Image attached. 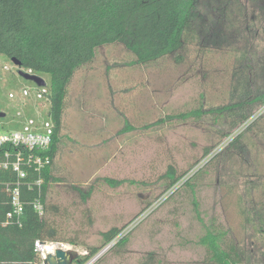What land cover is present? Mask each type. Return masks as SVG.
Returning a JSON list of instances; mask_svg holds the SVG:
<instances>
[{
  "label": "rangeland",
  "instance_id": "1",
  "mask_svg": "<svg viewBox=\"0 0 264 264\" xmlns=\"http://www.w3.org/2000/svg\"><path fill=\"white\" fill-rule=\"evenodd\" d=\"M249 12L260 32V66L264 20ZM237 56L232 49L204 48L189 33L179 51L147 64H132L134 55L121 44L99 46L75 71L53 165L57 181L46 201L58 232L54 242L81 253L71 264L93 248L98 254L84 264H140L150 255L152 264H201L203 226L193 196L205 223L222 225L251 250L249 264H264V233L242 215L250 200L264 207V135L248 132L241 157L223 152L229 128L209 112L228 100ZM17 70L0 54V133L14 127L13 114L36 112L32 94L19 103L20 88L32 93L35 84ZM31 72L49 86V74ZM170 168L191 176L176 194L166 191ZM111 227L125 228L124 245L104 246L102 233Z\"/></svg>",
  "mask_w": 264,
  "mask_h": 264
},
{
  "label": "trees",
  "instance_id": "2",
  "mask_svg": "<svg viewBox=\"0 0 264 264\" xmlns=\"http://www.w3.org/2000/svg\"><path fill=\"white\" fill-rule=\"evenodd\" d=\"M249 7L264 20V0H0V54L17 60L24 69L49 74V117L54 125L50 146L36 152L49 162L40 173L30 170L21 187V224L0 225V264H43L35 241H59L46 201L50 185L57 181L53 165L62 142L67 87L75 71L93 60L99 46L121 44L134 55L132 64H147L179 51L189 33L204 48L236 51L228 100L209 112L229 128L223 152L241 157L248 132L263 137L264 112L253 114L264 105V49L256 66L260 32ZM186 175L170 168L166 191L181 192L191 178ZM244 185L243 191L249 194L252 187ZM190 189L194 194L193 185ZM34 200L42 205V216L34 210ZM6 201L0 186V220L10 208ZM193 203L203 226L197 240L204 247L201 264H249L251 250L231 238L222 225L205 223L194 196ZM242 215L264 233V207L250 200ZM123 229L111 227L103 232L104 246L124 245L127 233L120 234ZM99 250L93 248L78 264L91 260ZM153 262L150 255L140 264Z\"/></svg>",
  "mask_w": 264,
  "mask_h": 264
},
{
  "label": "built area",
  "instance_id": "3",
  "mask_svg": "<svg viewBox=\"0 0 264 264\" xmlns=\"http://www.w3.org/2000/svg\"><path fill=\"white\" fill-rule=\"evenodd\" d=\"M31 72L30 69H26ZM49 86L35 84L32 93L28 88H20L18 96L21 97V104L25 105L27 97L30 94L36 99V112L33 115L26 116L22 112L13 114L14 118L11 123L14 124L12 129L0 133V186H2L6 196L9 210L0 220V225L21 224L24 204L21 198V187L25 184L30 170L40 173L44 164L49 162L47 157L42 160L36 152L46 150L51 142L54 132V125L49 117ZM9 98H15L13 93H9ZM45 108L46 111L41 113ZM264 112V105L261 106L256 115ZM40 181H34L39 183ZM28 184V183H27ZM33 208L39 216L44 214L40 202L34 200ZM35 250L41 260H44L49 253H54L59 246L53 241L41 242L36 240ZM48 247H51L49 250ZM51 251V252H50Z\"/></svg>",
  "mask_w": 264,
  "mask_h": 264
},
{
  "label": "water",
  "instance_id": "4",
  "mask_svg": "<svg viewBox=\"0 0 264 264\" xmlns=\"http://www.w3.org/2000/svg\"><path fill=\"white\" fill-rule=\"evenodd\" d=\"M11 61L18 68L17 73L20 77L24 78L25 80H29L38 86H44L46 84L45 80L42 77L22 68L17 60L11 59ZM4 116L5 112L0 111V117ZM80 254V252L72 248L64 249L63 247H58L57 249H55L54 253L47 254L46 258L43 261V264H71L72 261L75 260Z\"/></svg>",
  "mask_w": 264,
  "mask_h": 264
},
{
  "label": "bare ground",
  "instance_id": "5",
  "mask_svg": "<svg viewBox=\"0 0 264 264\" xmlns=\"http://www.w3.org/2000/svg\"><path fill=\"white\" fill-rule=\"evenodd\" d=\"M49 248V250H51V247H48ZM69 248H71L70 246H68V247H65L64 249H69ZM51 252V251H50Z\"/></svg>",
  "mask_w": 264,
  "mask_h": 264
}]
</instances>
